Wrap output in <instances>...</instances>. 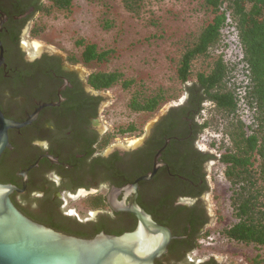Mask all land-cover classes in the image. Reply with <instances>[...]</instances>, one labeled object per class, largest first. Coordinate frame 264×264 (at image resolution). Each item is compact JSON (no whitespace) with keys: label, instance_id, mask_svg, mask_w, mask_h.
<instances>
[{"label":"flooded vegetation","instance_id":"obj_1","mask_svg":"<svg viewBox=\"0 0 264 264\" xmlns=\"http://www.w3.org/2000/svg\"><path fill=\"white\" fill-rule=\"evenodd\" d=\"M46 1L0 0V110L25 122L40 109L29 125L9 130L0 184L18 189L10 198L31 220L91 239L137 228V217L121 207L139 181L137 203L177 237L164 264H220L195 255L212 225L206 197L218 160L199 144L195 104L187 94L160 109L149 128L131 124L136 129L125 133L126 142H114L119 137L105 120L109 89H94L93 72L84 75L69 56L30 50L25 42Z\"/></svg>","mask_w":264,"mask_h":264},{"label":"rangeland","instance_id":"obj_2","mask_svg":"<svg viewBox=\"0 0 264 264\" xmlns=\"http://www.w3.org/2000/svg\"><path fill=\"white\" fill-rule=\"evenodd\" d=\"M45 4L51 5V0ZM211 18L204 0H138L135 10H130L124 0H72L68 10L53 8L38 14L34 30L25 37V42L30 50L46 49L69 57L81 55L84 49V45L78 44L81 40L85 44L94 43L99 49L115 50V55L106 62L85 66L79 62L74 67L84 75L97 70L122 74V80L106 91L104 103L106 124L117 133L131 124L139 129L149 128L160 109L186 97L177 79L178 63ZM226 38L228 74L222 89L234 93L237 105L233 109H221L207 103L199 118L200 123H208L199 144L218 160L211 166L212 191L206 197L212 216L210 234L201 238L195 255L214 257L220 264H249L257 255L264 258V247L231 242L221 233L237 218L232 200L233 182L226 177V166L220 157L233 149L239 131L248 133L257 124L250 71L237 30H227ZM217 54L218 51L210 58L194 60L193 73L208 69ZM131 79L136 84L125 89L121 82ZM160 90L167 91L169 96L176 93L178 98L165 102L154 113L135 112L129 107L133 93L151 95ZM117 137L114 142L124 144L128 135ZM240 184L242 191L250 187L247 183Z\"/></svg>","mask_w":264,"mask_h":264},{"label":"trees","instance_id":"obj_3","mask_svg":"<svg viewBox=\"0 0 264 264\" xmlns=\"http://www.w3.org/2000/svg\"><path fill=\"white\" fill-rule=\"evenodd\" d=\"M130 10H135L138 0H124ZM205 7L212 15L210 21L202 28L195 43L181 56L176 70L177 79L183 85V91L189 95L190 102L195 104V114L202 117L207 103L221 109H233L237 105L234 93L222 89L228 74L226 61V31L235 28L239 42L245 53L250 71L251 95L257 110V124L250 132L239 131L234 147L227 150L220 161L226 166L225 175L233 182V206L237 220L222 230V235L229 241L264 247V0H204ZM72 0H51V5L40 7L43 12L53 8L68 10ZM79 57H70L73 63L82 62L86 65L106 62L115 55L113 49H99L94 43L85 44ZM215 55L212 64L206 70L196 74L192 71L193 61ZM194 76V79H193ZM122 80V74L114 71H94L89 82L96 90L110 89ZM125 89L134 86L135 80L121 82ZM178 98V94L167 95L160 90L156 94L145 95L135 92L129 107L135 112L151 113L170 99ZM208 127V123L198 126L199 138ZM133 126L113 133L118 134L135 130ZM215 157V156H214ZM241 182L247 183L249 189L242 191ZM239 187L237 189L236 187ZM206 232L203 236H208ZM175 235L180 236L176 233ZM202 236V237H203ZM199 244H197V247ZM196 247V248H197ZM165 258L157 260L164 264ZM260 255L249 260V264H263ZM210 264H216L215 261Z\"/></svg>","mask_w":264,"mask_h":264},{"label":"water","instance_id":"obj_4","mask_svg":"<svg viewBox=\"0 0 264 264\" xmlns=\"http://www.w3.org/2000/svg\"><path fill=\"white\" fill-rule=\"evenodd\" d=\"M48 105L53 104L42 107ZM39 110L25 122L7 119L0 110V158L11 147L9 130L29 125ZM156 169L141 180L151 179ZM138 183L131 187L130 204L121 207L137 217V228L119 236L101 233L91 239L66 235L31 220L10 198L18 189L0 184V264H156L177 237L137 203Z\"/></svg>","mask_w":264,"mask_h":264}]
</instances>
